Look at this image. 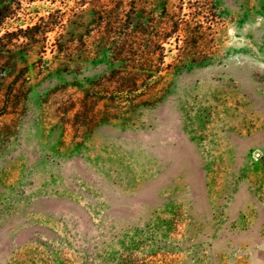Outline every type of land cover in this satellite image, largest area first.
Returning <instances> with one entry per match:
<instances>
[{"label": "rangeland", "instance_id": "rangeland-1", "mask_svg": "<svg viewBox=\"0 0 264 264\" xmlns=\"http://www.w3.org/2000/svg\"><path fill=\"white\" fill-rule=\"evenodd\" d=\"M0 264H264V0H0Z\"/></svg>", "mask_w": 264, "mask_h": 264}]
</instances>
